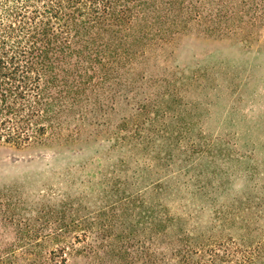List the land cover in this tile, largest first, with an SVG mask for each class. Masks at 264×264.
<instances>
[{
  "label": "trees",
  "instance_id": "trees-1",
  "mask_svg": "<svg viewBox=\"0 0 264 264\" xmlns=\"http://www.w3.org/2000/svg\"><path fill=\"white\" fill-rule=\"evenodd\" d=\"M209 3L180 0L173 23H201ZM254 6L263 18L264 0ZM168 11L156 0H0V145L74 142L86 130V141L103 131L111 141L88 173L86 157L56 183L2 187L0 224L14 236L0 264H264V139L209 134L184 77L132 74L137 21L160 28ZM213 22L208 31H225L222 14ZM179 186L203 201L198 213L211 206L204 226L162 200Z\"/></svg>",
  "mask_w": 264,
  "mask_h": 264
},
{
  "label": "rangeland",
  "instance_id": "rangeland-1",
  "mask_svg": "<svg viewBox=\"0 0 264 264\" xmlns=\"http://www.w3.org/2000/svg\"><path fill=\"white\" fill-rule=\"evenodd\" d=\"M159 1L170 11L176 10L180 0H156V3L159 4ZM209 1L210 9L207 7L197 16L201 17L202 22L190 24L187 30L180 31V25L173 23L172 20L176 17L173 11H168L169 13L164 15L161 22H167L160 28L157 25L145 28L142 20L137 21L134 31L143 34V43L132 61V74L144 73L167 77L172 81L184 77V80L189 82L184 86L186 89L184 97L186 100L201 102V107L198 108L201 115L199 117L198 114V118L209 134L240 137L239 144L243 142L250 144L254 140L260 142L264 139V17H256L260 10L257 13L254 4L261 0ZM218 14H222L221 25L225 31H208L207 28L214 25L213 18H217ZM156 15L158 14L151 17V22ZM187 17L188 14L184 12L181 17L178 16L177 22L180 19L181 24ZM215 24L218 25V22ZM160 29L163 31L158 34ZM184 66L188 70L183 69ZM202 66L212 69L206 75L198 73L200 77L197 80L191 78L190 75H193L191 70ZM197 83L201 85L197 86ZM117 120L118 116L114 115L113 123ZM87 131L77 141L68 143L29 145L20 148L1 144L0 192L4 185L13 182L24 183L27 180L35 181L41 178L56 183L55 175L62 173L66 166L77 164L86 157L89 158L86 173L91 168H99V160L90 163L94 149L104 150L111 141L106 139L104 131L98 135L88 136L86 141ZM259 152L258 157L262 158L264 147L259 149ZM259 170H263L262 166ZM238 184L235 183L234 187L238 188L240 185ZM162 200L181 214L191 212L190 222L198 225L200 223L204 226L212 214V208L208 204L205 205L203 212L198 213L197 208L204 204L203 201L201 202L198 197H192L190 190L182 186L164 192ZM184 217L188 219L187 214H184ZM218 222L220 221H216ZM222 226L217 227L216 234L221 232ZM226 227L223 231L227 230ZM13 236V226L0 224V249L4 248L6 242ZM68 264L83 262L71 258Z\"/></svg>",
  "mask_w": 264,
  "mask_h": 264
}]
</instances>
